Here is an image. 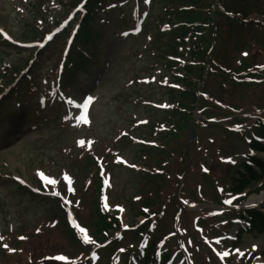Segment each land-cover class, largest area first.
Returning <instances> with one entry per match:
<instances>
[{
    "label": "rangeland",
    "instance_id": "obj_1",
    "mask_svg": "<svg viewBox=\"0 0 264 264\" xmlns=\"http://www.w3.org/2000/svg\"><path fill=\"white\" fill-rule=\"evenodd\" d=\"M233 1L228 11L235 13L238 12L236 7L248 9L247 4H252L248 19L261 20L257 11H263L264 0ZM77 2L79 0H0V28L15 41L33 43L61 22ZM31 3L35 6L32 7ZM165 10L168 5L162 6L159 0H140L138 5L134 0H98V5H93V17L78 38V45L88 52L90 58L80 64L74 53L73 67L64 78L65 91L74 105L68 119L64 114L65 109H69V100L65 105L56 103L54 107L51 103L39 104L40 96L45 94L56 75L68 32L44 50L32 68L30 81H23L15 87L16 93L0 106V245H8L6 252L0 249V264H69L68 260L71 262L85 251L70 238L56 198L33 197L12 185L11 179L19 176L29 184H38L36 179L40 176L37 173L42 172L55 180V184L64 186L67 175L73 184L71 199L75 200V196L81 200L75 205L76 215L95 231L98 229L94 223L95 215L100 211L97 208L95 211L93 189L86 192L85 182L93 172L98 186V168L95 164L91 171L84 168L89 152L97 153L107 167L103 190L106 210L119 209L123 220L130 225L143 222L140 217L130 215L132 208H137L132 199L139 194L141 200L149 203L150 209L159 204L164 207L171 201L175 206L184 205V212L178 213L175 219L176 209L169 203L163 215L154 222V229L148 232L144 243L165 234L169 236L173 231L178 237L167 238L162 245V252L171 255L169 264H220L219 258L211 252H216V237L230 236L236 227L232 221L239 216L241 207L234 204L232 211L219 216L220 208L214 203L222 199L223 186L230 188L232 174L238 178L236 174L240 171H236L237 167L244 166L241 161L249 157L247 142L253 135L262 133L253 126L255 122L249 123L248 120L240 122L229 117L224 127L201 125L198 121L207 117L220 121L222 116L226 117L228 109L241 117L251 115L249 117L253 118L264 109V13H259L263 18L261 30L255 26L238 27L224 20L218 22L220 35L214 51L216 64L211 63L212 73L200 86V91L207 97L201 99L194 111L197 138L191 145L188 130L183 126L181 131L177 130L178 137H171L173 140L167 144L174 155L166 168L179 175L186 168V161L181 158L189 150L188 146H192V163L179 193L182 201L174 195V177L168 175L160 179L164 184L161 191L159 180L150 176L144 181L147 184H142L139 171L133 167L145 162L151 168L158 167L162 162V155L144 161L134 140L155 138L148 129L164 115L163 111H152L151 107L168 106V91L163 86L173 78V71L183 74L181 66L177 70L166 69L167 56L163 47L166 41L159 36L163 29L160 27L156 33L153 28L155 19ZM112 32L115 34L109 40ZM33 54L34 49L21 51L3 45L0 40V76L8 67L21 69ZM67 67L69 69L70 65ZM243 67L247 68L244 71L246 77L239 72ZM77 96L82 100L89 96L93 98L86 112L87 124L79 120L82 109L77 107L81 100L74 104ZM13 119L21 122L15 128L10 124ZM81 140L83 144L79 143ZM109 158L117 159V163L108 164ZM257 158L264 166V154H258ZM246 180L244 193L248 194L247 200L264 194V175ZM149 184H155L150 191ZM235 200L236 197L231 198V204ZM252 205L244 208L257 207L264 213V200L262 204ZM188 210L193 212L185 213ZM81 222L78 223L83 225ZM254 230L241 233L237 244L240 251L249 254L264 252V229L262 232ZM20 236L28 239L26 246L18 243ZM115 236L111 245L105 247V251H97L99 254H95L88 264H117L115 254L136 246L127 233ZM227 244L225 241L221 246L219 241L217 252H223ZM138 252L123 256L122 264H129L132 255L139 260L137 256L140 257L141 252ZM57 255L66 259H53ZM234 256L233 264H238V253Z\"/></svg>",
    "mask_w": 264,
    "mask_h": 264
},
{
    "label": "trees",
    "instance_id": "obj_2",
    "mask_svg": "<svg viewBox=\"0 0 264 264\" xmlns=\"http://www.w3.org/2000/svg\"><path fill=\"white\" fill-rule=\"evenodd\" d=\"M221 1L224 2L225 0ZM214 3L215 0H163L162 6H165L166 4L171 5L172 7H175V10L172 12H168L161 17L164 19L167 17L168 19H170V21L168 20V22L171 23V25H177V27H175L174 30H172L171 33L167 35V38L169 40L171 39L172 41L174 38L185 37V35L191 33L192 30H209L210 33L208 32V38L207 36L202 35V37L198 39L195 51H193V56L198 57L200 53L205 54L209 52V42L211 41L212 35L210 7ZM240 7L241 6L237 7L238 13H244V11ZM181 43H183V41H181ZM174 46L175 43L174 41H172L168 48L169 51L175 53L176 48ZM186 71L187 76L185 82L186 86L188 87V90L177 94H171V97L173 98L174 102L178 103V105H180V107L185 110V112L183 113L179 112L181 116L180 121L182 124H188L189 122V115L186 114V111H192L194 105L197 102L194 91L196 90V84L198 80H200V71H193L191 68H187ZM179 113L175 112L173 116H176ZM259 149L263 150V148L261 147H259ZM259 217L260 216H257V219ZM98 219L99 220L96 226L99 227V229L97 230L96 234H99L101 231L107 230L109 228L104 218L98 217Z\"/></svg>",
    "mask_w": 264,
    "mask_h": 264
},
{
    "label": "snow or ice",
    "instance_id": "obj_3",
    "mask_svg": "<svg viewBox=\"0 0 264 264\" xmlns=\"http://www.w3.org/2000/svg\"><path fill=\"white\" fill-rule=\"evenodd\" d=\"M51 38L52 37L50 36L49 39H51ZM92 99L93 98L91 96H89L87 99H84L83 100V103L82 104L77 105L78 108L82 109L81 114H80V117H79V120L82 121L84 124H87L88 123V118H87L86 112H87L89 103H90V101H92ZM72 102H73L72 100H69V103H72ZM79 143L80 144H83L84 141L81 140V141H79ZM37 174L40 176L41 180L44 181V182H46L47 184H55L56 183L55 180H52L49 177L45 176L42 172H38ZM64 179L65 180H69L70 178L67 175H65ZM21 183H23V181H21ZM68 190L69 191H72L71 188H69ZM59 194H60L59 192H54L53 193V195H57V196ZM225 203L230 204L231 203V200H226ZM79 231L83 233L85 230L83 228H80ZM21 239H23V237H21ZM83 242L84 243H89L90 241H89V239L87 237H84ZM5 247H7V246L5 245ZM218 255H220L221 257H223V256H226L227 253L226 252H224V253H218ZM240 255H243V253H240ZM53 259L60 261V260H65L66 258L64 256H62V255H57V256L53 257Z\"/></svg>",
    "mask_w": 264,
    "mask_h": 264
},
{
    "label": "bare ground",
    "instance_id": "obj_4",
    "mask_svg": "<svg viewBox=\"0 0 264 264\" xmlns=\"http://www.w3.org/2000/svg\"><path fill=\"white\" fill-rule=\"evenodd\" d=\"M263 200H264V194L259 196V197H257V198L249 199L247 201V204L248 205H252V204H256L257 203V205H258V204H262Z\"/></svg>",
    "mask_w": 264,
    "mask_h": 264
},
{
    "label": "water",
    "instance_id": "obj_5",
    "mask_svg": "<svg viewBox=\"0 0 264 264\" xmlns=\"http://www.w3.org/2000/svg\"><path fill=\"white\" fill-rule=\"evenodd\" d=\"M194 136V134H193V132L191 131V137H193Z\"/></svg>",
    "mask_w": 264,
    "mask_h": 264
}]
</instances>
